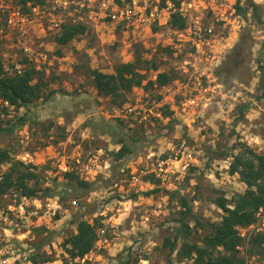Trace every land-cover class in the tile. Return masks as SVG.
<instances>
[{
    "label": "rangeland",
    "instance_id": "374dc122",
    "mask_svg": "<svg viewBox=\"0 0 264 264\" xmlns=\"http://www.w3.org/2000/svg\"><path fill=\"white\" fill-rule=\"evenodd\" d=\"M16 1L12 0L13 3ZM130 1L114 0L118 3ZM165 1L164 5L160 4L161 0H138L137 4L147 10H160ZM39 9L32 13L33 20L28 24L26 43L31 47V59H26L22 43L18 41V32L2 20L0 57L8 73L18 70L16 66L21 68L29 64L38 71L44 69L41 76L47 83L44 93H50V96L37 99L29 109L23 106L16 109L0 99V124L13 121L25 111L30 119L40 122L31 126L27 121L23 126H16L13 134L0 132V148L11 150L12 160L23 164L20 153L31 151L34 168L40 178L36 184L34 181L30 183L41 188L48 186L57 194L62 193V197L39 196L28 200L8 194L0 197V206L4 208V215H0V232L2 226H7L14 233L16 248L21 254L17 264H31L28 256L37 243L42 244L38 251L52 252L54 256V260L42 264H65L69 256L62 241L75 232L74 220L78 218L90 222L97 218L98 228L103 229L98 239L106 240H96L95 246L87 253L90 259L86 264H192V259L188 258L177 261L175 252L167 259V250L160 247L163 238L172 236L179 226L177 218L181 207L179 195L174 192L177 190L192 201L193 211L203 225L195 224L194 219L186 220L191 229L187 239L200 242L208 231L206 222L219 221L225 213L213 202L214 198L223 196L232 207V198L247 188L238 174H230L228 168L232 160L230 154L243 150L242 143L258 154L264 152V98L256 97L260 93L257 89L260 66H264V22H258L253 16L246 18L238 35L229 37L227 28L197 4L187 12L186 29L179 35L167 28L169 14L166 12L158 13L157 22L148 30L114 24L103 17L96 2L74 0L66 9H56L54 14L63 21L84 22L93 36L76 38L59 47L53 41L59 30L52 27L50 20L53 8L46 2ZM194 21L215 27L216 40L207 38L202 47L207 53L214 49L219 58L216 67H212L211 60H205L188 39L187 27ZM134 47L141 50L143 58H151L159 66L157 70L141 69L146 76L143 83L147 79L154 80L156 73L162 70H174L177 78L165 87H135L123 104L157 102L161 111L164 105H168L174 121L170 122L162 113V118H153L143 125H130L122 119L123 125L118 126L115 117L110 115V97L98 95L92 87L88 68L111 72L119 62L133 59ZM59 48L62 56L56 55ZM76 63L80 64L79 69H75ZM204 66L215 68L216 80L225 86V90L234 86L233 95L238 94L236 105L243 100L248 102L243 118L237 119L235 107L223 106L220 96L210 105L194 110H182L177 105L183 94L188 92L198 70ZM157 96L161 98L157 99ZM3 106L8 107L6 111ZM49 122L53 123L48 128L51 135L45 138L41 134L42 124L48 125ZM57 126H64L63 133H59ZM58 135L63 138L57 143L52 142ZM120 136L129 145L131 153L115 160L110 151L120 147L116 143ZM181 138L193 151V160L187 169L183 170L178 162H171L172 171L164 180L146 175L136 183L130 181V171L142 164H150L156 158H179ZM209 148L211 150L208 151ZM220 151H226L228 155L219 156ZM94 155L100 163V171L85 179L92 184L89 191L67 184L63 174L54 168L55 159L65 156L73 164L74 171L84 179L79 166ZM208 157L212 160L207 165ZM7 167L8 162L0 164V175ZM156 187L158 189L153 193L144 194ZM21 203L25 211L23 220L17 209ZM9 205L16 208L10 211ZM37 228L42 231H35ZM183 240L181 233L177 248ZM253 255V264H264V256Z\"/></svg>",
    "mask_w": 264,
    "mask_h": 264
},
{
    "label": "trees",
    "instance_id": "16d2710c",
    "mask_svg": "<svg viewBox=\"0 0 264 264\" xmlns=\"http://www.w3.org/2000/svg\"><path fill=\"white\" fill-rule=\"evenodd\" d=\"M48 0H17L16 3L21 5L24 12H28L33 5H44ZM165 0H161L164 5ZM178 3L177 0H175ZM241 0L236 2V10L238 13L245 15L248 8L252 9V16L258 22L261 20L260 8L252 2V0H245L243 5L239 4ZM161 6V5H160ZM1 22V21H0ZM2 22H4L2 20ZM1 24V23H0ZM168 24L174 29H183L186 25L185 19L177 12L170 14ZM2 25V24H1ZM89 35L92 37V31L84 22L81 21H63L59 30L53 36V41L62 47L75 38H82ZM90 45V44H89ZM166 49V48H165ZM168 50V49H166ZM170 52V51H169ZM61 49L56 50V55L62 56ZM28 59V58H26ZM75 69H79L80 64L76 63ZM158 64L153 59L143 58L141 50L134 47L133 59L125 62H119L115 65L113 71L103 72L96 68H88V74L91 77L92 87L97 91L98 95L110 97L111 106L121 107L126 102L127 94L135 87H152L154 85L161 87L177 78L174 70H162L156 73L155 79H147L145 83V74L141 69L157 70ZM261 72L259 75L257 89L260 93L257 98H264V66L261 65ZM44 69L36 70L33 65H25L19 70H13L12 73H8L3 67V63L0 57V99L1 101H7L9 106L31 108L35 101L43 96V99H47L50 93H44V89L47 86L45 80H42L41 76L44 74ZM38 71V75L35 81V73ZM52 92L55 90H51ZM157 96V99H160ZM119 100V102H118ZM248 102H240L235 106V110L238 112V117L243 118L245 111L248 109ZM7 106H3L6 111ZM164 117H168L169 121H174L172 117V110L168 105H164L162 108ZM125 120V119H124ZM29 122L31 126L40 123L38 119H30L28 112L25 111L13 121H7L4 125L0 124V132L13 134V130L16 126H23L26 122ZM118 126L123 125L121 118H115ZM53 123L49 122L48 125L42 124V135L47 138L51 134L48 132L49 126ZM143 125V124H141ZM59 133H63L64 126H57ZM110 127V131H111ZM56 133V130L53 131ZM62 135L55 137L52 142L57 143L62 139ZM45 142H41L44 144ZM116 143L120 144L117 150L110 151V154L115 160L125 157L131 153V149L123 136H120ZM240 143V142H239ZM244 148L235 154H230L232 160L229 164L228 171L230 174L237 173L239 179L243 181L247 188L244 193L237 194L232 198V207L228 206V200L223 196H217L214 198L215 202L225 213L222 219L214 222H206L208 225V231L205 237L200 242H192L187 239L191 229L186 220L194 219L195 224L203 223L196 217V213L192 208V201L187 198L186 195L175 191L177 193L180 202V217L177 218L179 226L176 228L175 233L172 236H165L161 243V248L166 249V257L170 258L172 253L175 252V258L177 261H183L185 258L192 259V264H243V259L238 255L236 246L242 242L241 237L237 234L236 226H247L253 222L255 212L259 207L264 206V152L258 154L254 152L252 148L247 145L241 144ZM17 147L20 145L17 141ZM211 150L210 148L207 149ZM219 156H226V151L218 152ZM212 160L208 157L206 164ZM8 162L7 170L0 175V197L4 195H10L15 198H33V197H52L57 196L59 199L62 197V193H56L50 187L41 188L31 184L30 181H34L36 184L40 178L38 172L35 170L34 164H23L19 160H12L11 150L0 148V164ZM191 170L194 169L190 168ZM64 179L67 184L76 185L80 188L91 189V182L82 179L72 169L71 171L63 173ZM157 183L159 180H155ZM158 187L147 190L145 195H149L156 191ZM15 192V193H14ZM173 194V193H171ZM15 200V199H14ZM2 201L0 198V205ZM75 232L63 239L62 246L65 253L73 258L76 256L82 257L87 254L95 245L97 236V228L99 227L98 219L95 218L93 222H90L83 218L74 220ZM35 231H42L41 228L35 229ZM183 233L184 240L182 244L177 248L178 237ZM42 244L37 243L34 246V251L28 256V261L31 264H42L54 260V256L51 253H47L42 250L38 251ZM177 248V249H176ZM248 252L250 254H260L264 256V233L256 234L249 240ZM137 260V258H135ZM125 264H128L126 262ZM133 264V263H132Z\"/></svg>",
    "mask_w": 264,
    "mask_h": 264
},
{
    "label": "built area",
    "instance_id": "2783aa9c",
    "mask_svg": "<svg viewBox=\"0 0 264 264\" xmlns=\"http://www.w3.org/2000/svg\"><path fill=\"white\" fill-rule=\"evenodd\" d=\"M137 1L138 0H131L130 3H118L114 2V0H101L98 6L103 17L114 24L126 26L136 25V27H143L149 30L150 26L157 22L158 13L161 11L169 15L172 12H177L180 16L185 18L187 12L198 4L202 6L204 10L210 12L214 16L215 21L219 22L223 28H227V36L229 37L237 36L244 27L246 18H251L252 16L251 7L247 9L245 15L237 12L235 7L237 0H177L178 3H176L175 0H166L165 6L160 10L156 8L147 10L138 5ZM252 2L260 8L261 20L264 22V0H252ZM47 3L53 8V11L50 13L52 27L59 29L63 20L59 16H56L54 11L61 8L66 9L69 3H74V0H48ZM77 3L79 4V2ZM243 3V0L239 2L241 6ZM80 5L83 4L80 3ZM39 8L40 5H33L28 12H24L20 4L16 2L13 3L12 0H0V21L3 20L6 26L18 32V41L22 43L21 47L29 60L31 59V47L26 43L29 33L28 24L33 20L31 16L32 13ZM2 28L3 26L0 24V33L3 31ZM187 28L189 30L188 39L192 46L198 53L201 52L204 55L205 60H211L210 65H212V67H216L219 58H217V55L214 53V49H210V52L207 53L204 47H202L207 38H214L212 40H216L214 25H205L198 21H194L192 24L188 25ZM174 31L177 33V30ZM40 56L46 58L45 54L40 53ZM214 60L215 62H212ZM16 68L19 70L20 67L16 66ZM214 69L215 68H211V66H204L198 70V74L194 77V81H191L188 92L183 94L182 99L179 104H177L182 110L189 108L194 110L198 107L203 108L213 103L219 96L222 98L223 106L229 109L235 107L238 94L233 95L234 86H232L231 89L225 90V86L220 81L216 80ZM241 99L243 100V97H241ZM243 102H245V100H243ZM4 103L5 105H9L7 101H4ZM158 105L159 103L157 102L151 104L128 102L121 107L112 106L110 115L115 118L125 119L130 125H141L153 118H162V111L158 108ZM178 153H180L179 158H156L151 161L150 164H142L135 168L130 171V181L136 183L146 175H154L164 180L168 177L170 171H172L170 167L171 162H178L183 170L187 169L193 160V151L185 139H180L178 143ZM20 154L25 164L31 163L35 165L34 155L31 151L23 150ZM76 162L79 163V160L76 159ZM53 164L56 172L62 174L74 169L73 164H70V161L66 160L65 156L57 157ZM79 168L80 171H82L80 175L83 176L84 179H88L89 175H96L100 171V163L98 162L97 156L94 155L93 157H89L87 161L81 163ZM22 198L28 200L26 197ZM15 208L16 207H11L10 205L8 206L10 211H13ZM3 209L0 206V215H4ZM17 209L20 210L19 216L23 220V218H25L23 203L19 204ZM32 213H36V211L32 210ZM235 229L242 239V242L236 246L238 255L243 259V264H253L255 256L248 252L249 240L256 234L264 233V206L259 207L255 212L253 222L247 226H236ZM1 230L0 264H17L21 254L16 248L15 235H13L14 233L7 226H2ZM102 232L103 229L98 228L97 236ZM97 240L98 242L106 241L101 238ZM88 259L90 258H88L87 254L82 257H69L65 264H86ZM140 261L143 262L144 260Z\"/></svg>",
    "mask_w": 264,
    "mask_h": 264
},
{
    "label": "crops",
    "instance_id": "0c3cea01",
    "mask_svg": "<svg viewBox=\"0 0 264 264\" xmlns=\"http://www.w3.org/2000/svg\"><path fill=\"white\" fill-rule=\"evenodd\" d=\"M90 1L93 2V3L96 2L97 4H99V2H100L101 0H89V2H90ZM90 5H92V4H90ZM169 16H170V15H169ZM106 19H107V18H106ZM169 19H170V18H168V20L166 21L167 28H168V29H171L172 31L177 30V33H178L179 35H182V32H183L184 29H186V26H187V25H185V27H184L183 29H174V28H171V27L169 26V24H168ZM184 19H185V23H186V18H184ZM121 26H122V25H121ZM135 26H136V25H135ZM167 28H166V29H167ZM144 29H146V28H144ZM74 40H76V38L73 39V41H74ZM167 41H169V38H168ZM127 61H128V60H127ZM124 62H125V61H124Z\"/></svg>",
    "mask_w": 264,
    "mask_h": 264
}]
</instances>
